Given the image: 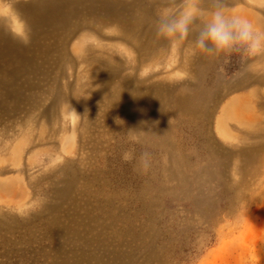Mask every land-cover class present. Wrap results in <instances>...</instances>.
<instances>
[{
    "label": "rangeland",
    "instance_id": "rangeland-1",
    "mask_svg": "<svg viewBox=\"0 0 264 264\" xmlns=\"http://www.w3.org/2000/svg\"><path fill=\"white\" fill-rule=\"evenodd\" d=\"M30 3L0 0V34L22 44L0 58L20 91L0 105V264H264V54L225 64L157 37L183 0L139 8L143 50L114 20L103 36L88 16L56 21L70 6L44 20ZM21 56L34 75H11Z\"/></svg>",
    "mask_w": 264,
    "mask_h": 264
},
{
    "label": "bare ground",
    "instance_id": "bare-ground-1",
    "mask_svg": "<svg viewBox=\"0 0 264 264\" xmlns=\"http://www.w3.org/2000/svg\"><path fill=\"white\" fill-rule=\"evenodd\" d=\"M154 1L155 0H132L131 3H124V2H121L120 0H39V2H36V0H31V3L29 4L28 7H32L33 9H35V11H38L41 14L42 17L38 16L39 15V13H38V15H37L38 17L36 16L37 18L48 20L47 18L51 16V14H50L51 12L46 16V18H44V15H43L44 12L48 13V8H51L52 10H55V11L56 10L61 11L63 9L62 8L63 6H65V7L66 6H70V7H68V8H70L68 10L70 12L67 11L68 12L67 14L63 13L64 15H58L56 17V21H57V19H59V23L63 24L64 22L67 23L71 16H79V15L88 16V17H90V20H87L86 26L89 27L90 31L98 33V34L103 35V36H104V33H103L102 30L107 25H109L107 23V21L111 22L112 20H114V21H116L118 29L122 30L121 34H120V39L123 40V41H128V42L132 43L134 45V47L136 48V50L137 49L138 50L139 49L143 50V49H145L147 47L144 44H147L148 45V49H149L153 45V42H152V40H150L149 42L148 41H145V42L143 41V36H142L143 35L142 34L143 31H139V30H141V29H139V27H143L146 23H148L147 22L148 14L144 13L145 10L142 9L143 10L142 11L139 8L141 6L143 8H147L146 5L147 4L148 5H152V3ZM249 2H250V0H225L226 6H227V9H226L227 13L229 15L235 14V15H240V16L247 17L249 20H251L253 22V24L258 29H260L261 31H264V7H263L264 3L260 2V1H254V2L252 1L253 4H251V5H253V6H248V7H245V8H242V9L234 11L235 7H237L239 5H243L244 6V5H246V3L250 4ZM25 6H27V5H25ZM199 7L206 9L208 7V0H201ZM127 12H129L131 14L132 18L134 19V23H132L131 25L127 24V26H126V21L124 19V14L127 13ZM54 13H55V15L59 14L57 12H54ZM208 18H210V17H208ZM73 20H74V18H73ZM99 23L101 24V27L97 26ZM152 25L153 24H151V25L149 24V27H148V32H149V34H151V37H152V31L154 30V27ZM33 26L34 25L32 23H29V26H28L29 31H27L28 33L30 32V30L32 28H34ZM43 27H41V28H43ZM65 27H66V25H65ZM75 27H77V26H75ZM63 29H64V27H63ZM56 30H57V28H56ZM44 31H46V30H44ZM65 32H68V31H65ZM0 36H2V37H0V58H4V54H2L1 51H4V52L8 53V54L5 55V57H6V56H9V54H11L15 49H17L19 51L22 48V47H20V46H22V44H20V43L16 44L14 42L6 40V39H8V38L5 37L6 35H1L0 34ZM25 38H26L25 41H27V39H28L27 36ZM181 44H182V42H181ZM91 53H92L93 61L96 59L95 61L99 62V57L97 56V53H94L93 51H91ZM146 54H147V52H146ZM152 54H154V53L152 52ZM21 58L24 60V62H26V65L21 67V68H19V67L18 68H13L10 71L11 75L12 76H14V75H16V76H18V75L19 76H21V75H27L28 76L29 75L30 76V73H32V75H34L35 72H36V68H35V65L33 63V61H34L33 60V56H31V57L27 56L25 58H23L21 56ZM55 65H56V63H55ZM122 66H123V64H122ZM25 68L27 69V71L24 73L23 71H25V70H23V69H25ZM8 77H10V75H8L7 78ZM10 82L11 81L8 80L5 83V85L3 84V82H0V105L3 103L1 101H3L5 96H10L11 93H12L13 97H14V95H17L20 92V91L18 92L16 90H13L12 88L10 89V86L8 84ZM53 84H55V83H53ZM12 85H14V84H12ZM236 85L237 86L239 85L238 82L235 84V86ZM50 88L54 89L53 87H50ZM129 93H131V92H129ZM129 93L126 92V90L124 88H122L120 90L119 97L121 95H123V94H129ZM140 99H141V97L138 98L137 102H139ZM137 107H139L138 103H137Z\"/></svg>",
    "mask_w": 264,
    "mask_h": 264
},
{
    "label": "clouds",
    "instance_id": "clouds-1",
    "mask_svg": "<svg viewBox=\"0 0 264 264\" xmlns=\"http://www.w3.org/2000/svg\"><path fill=\"white\" fill-rule=\"evenodd\" d=\"M200 2L183 0L184 6L178 14L159 17L156 24L157 37L173 43L194 37L192 43L196 49L209 55L225 54V64L230 62L229 57L233 53L245 56L264 53V31L258 29L251 20L240 15H229L225 0H208L206 9L199 7ZM116 122L119 124L120 120ZM133 130H129V139L139 142V135L133 134ZM122 158L125 162L131 161L133 152L125 151ZM149 159V153H141L139 163L144 170L149 167Z\"/></svg>",
    "mask_w": 264,
    "mask_h": 264
}]
</instances>
